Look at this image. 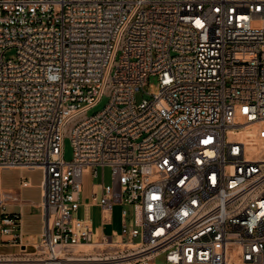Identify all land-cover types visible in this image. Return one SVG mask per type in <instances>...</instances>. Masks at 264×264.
Here are the masks:
<instances>
[{"label": "built area", "instance_id": "1", "mask_svg": "<svg viewBox=\"0 0 264 264\" xmlns=\"http://www.w3.org/2000/svg\"><path fill=\"white\" fill-rule=\"evenodd\" d=\"M13 169L43 173L32 243ZM89 206L130 208L119 241H94ZM0 239V264H264V0H0Z\"/></svg>", "mask_w": 264, "mask_h": 264}, {"label": "crops", "instance_id": "2", "mask_svg": "<svg viewBox=\"0 0 264 264\" xmlns=\"http://www.w3.org/2000/svg\"><path fill=\"white\" fill-rule=\"evenodd\" d=\"M12 173L20 172L21 177L14 180V182H7L3 178L5 171L1 172V185L6 191H10L17 198V202H9V208L11 209V214L20 213L23 220V234L25 240L29 243L35 242L43 230V217H42V202H43V191L41 189L42 179L40 181H35L32 177L33 172H28L29 170H9ZM27 172V175H26ZM28 182L27 187L22 186V180ZM92 192V189H91ZM91 192L89 194L90 200L82 201V207L80 210V217H84V206L90 204ZM88 215L93 224L94 236L98 235L99 239L102 235L112 236L115 240L119 241L121 239L120 230L116 233L115 229L112 228V217L111 223L107 225L102 224L101 211L96 206L88 207ZM98 241V240H96ZM0 247H7L1 246ZM13 254V252L5 253Z\"/></svg>", "mask_w": 264, "mask_h": 264}, {"label": "rangeland", "instance_id": "3", "mask_svg": "<svg viewBox=\"0 0 264 264\" xmlns=\"http://www.w3.org/2000/svg\"><path fill=\"white\" fill-rule=\"evenodd\" d=\"M5 57L7 60L15 61L16 60V50L14 48H11L6 51ZM158 87H157V79L156 78H150L148 83L141 89L139 92L136 93L135 95V102L137 104L141 103L142 100H150L151 95L156 94L158 92ZM109 103V98L107 96H104L94 107H92L88 112L87 115L89 117L97 115L98 113L102 112L105 107ZM73 158V147L71 145V141L69 138H66L64 141V159L66 161H71ZM5 171L3 174V178L7 182H14L15 179L21 177L20 172L12 173L9 170H3ZM28 172H33L32 177L34 178L35 181H40L41 179L43 180V173L40 170H34V171H28ZM27 175V172H26ZM112 171L111 168L106 167L103 171L99 170L98 172V177L93 178V174L91 172L85 173L83 175V193L81 196L82 201L84 200H90L89 194L92 189L93 184H106L110 185L112 182ZM126 208L128 211H130V208L128 207H122V206H115L113 207V217H112V228L115 229L116 233H118V229L121 227V211L122 209ZM7 212H11V209L8 207ZM80 213V212H79ZM78 216H80L78 214ZM99 240L98 235L94 236V241ZM1 242V239H0ZM87 249L91 247H86ZM13 252L16 253L18 252L17 248H12V247H0V253L5 254ZM92 252V251H90ZM95 252L98 253L97 250ZM156 264H163L162 263V258H159L156 261Z\"/></svg>", "mask_w": 264, "mask_h": 264}, {"label": "bare ground", "instance_id": "4", "mask_svg": "<svg viewBox=\"0 0 264 264\" xmlns=\"http://www.w3.org/2000/svg\"><path fill=\"white\" fill-rule=\"evenodd\" d=\"M247 135L250 136V137H254V136H256V132L255 131H250V132L247 133ZM89 247H91V248L87 249L86 247H84L83 251L84 252L92 251L93 247L92 246H89ZM93 261H95V262H93ZM98 261H101V260L100 259H94V260H92V262H85V263H82V264H109V263L98 262Z\"/></svg>", "mask_w": 264, "mask_h": 264}]
</instances>
